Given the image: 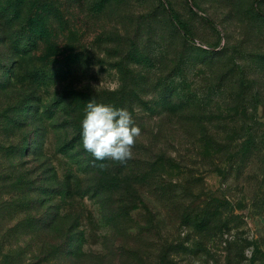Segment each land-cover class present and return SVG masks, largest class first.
I'll return each instance as SVG.
<instances>
[{"label":"rangeland","instance_id":"1","mask_svg":"<svg viewBox=\"0 0 264 264\" xmlns=\"http://www.w3.org/2000/svg\"><path fill=\"white\" fill-rule=\"evenodd\" d=\"M14 1L0 264H264V0ZM90 100L140 128L125 163L84 150Z\"/></svg>","mask_w":264,"mask_h":264},{"label":"clouds","instance_id":"2","mask_svg":"<svg viewBox=\"0 0 264 264\" xmlns=\"http://www.w3.org/2000/svg\"><path fill=\"white\" fill-rule=\"evenodd\" d=\"M82 144L95 160L125 163L132 158V149L141 130L134 125L132 114L123 108L97 103H86L81 121ZM101 168L106 167L104 164ZM249 255L248 251L245 252Z\"/></svg>","mask_w":264,"mask_h":264},{"label":"trees","instance_id":"3","mask_svg":"<svg viewBox=\"0 0 264 264\" xmlns=\"http://www.w3.org/2000/svg\"><path fill=\"white\" fill-rule=\"evenodd\" d=\"M15 1H14V4H15ZM16 6L17 4H15L14 8H16ZM169 15H170V20L172 22L177 21L176 16H174V14L170 13ZM12 25H14L12 22H8L7 24L4 25V27L0 26L1 28L0 32H2L0 42L3 45H6L7 43H9L11 47L10 48L11 56H14V58L15 57L17 58L18 56H22L24 54L29 53L30 51L36 50V46H34V44L36 43V40L34 39V37L32 38L28 35L26 38H21L19 36V31H20L19 25H16V26H12ZM23 27L24 28H22L20 32H23L26 30L30 32L34 29V26L32 24H24ZM32 34H33V31H32Z\"/></svg>","mask_w":264,"mask_h":264}]
</instances>
